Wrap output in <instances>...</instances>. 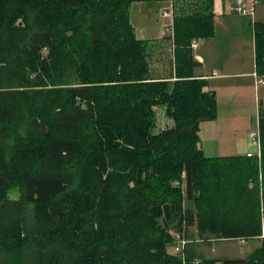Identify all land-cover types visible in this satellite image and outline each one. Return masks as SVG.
<instances>
[{"label":"trees","instance_id":"16d2710c","mask_svg":"<svg viewBox=\"0 0 264 264\" xmlns=\"http://www.w3.org/2000/svg\"><path fill=\"white\" fill-rule=\"evenodd\" d=\"M139 1L0 0V264H264V237L244 257L195 248L264 234L261 111L259 155L201 146L216 93L190 42L215 35L213 0H169V71L131 24ZM156 109L172 122L154 132Z\"/></svg>","mask_w":264,"mask_h":264},{"label":"rangeland","instance_id":"374dc122","mask_svg":"<svg viewBox=\"0 0 264 264\" xmlns=\"http://www.w3.org/2000/svg\"><path fill=\"white\" fill-rule=\"evenodd\" d=\"M150 1V0H149ZM229 7H230V2ZM259 3L257 9H264V4ZM165 3H160L159 7L150 9L144 15L140 5L130 7L129 13L132 19L134 30L137 37L146 39L148 35L142 30L143 26L140 22L144 23V26H159L161 21L168 23V19L162 14L160 10L161 6ZM262 6V8H261ZM256 9V19L258 10ZM149 19L142 21V17ZM248 20L246 16L237 14ZM165 17V18H161ZM169 28V26H167ZM169 30L165 29L161 39H157L154 45L157 46L154 55V64L157 69L168 70L169 60L172 58V46L170 41L167 39ZM254 73H252L254 77ZM256 76H258L256 74ZM259 77V76H258ZM264 80V78H263ZM212 82H218V94L216 93V104H217V117L205 126L204 138L201 129V141H205V144H211L214 135H220L222 142L247 143L249 141L248 134L250 131H258V114L259 111L262 113L264 119V83L255 85V77L253 78H230L226 80H214ZM256 87V88H255ZM161 110L156 109L157 112V127L153 129L154 132L166 128L171 125L170 120H166L161 115ZM250 150L254 151L255 146L249 143ZM233 147V146H232ZM227 155L230 153H226ZM246 154V153H245ZM214 157V156H213ZM220 157V156H219ZM17 190L13 189L9 195L12 198L17 196ZM190 230L195 232L194 228ZM264 237L262 234L258 238H251L248 240L244 239H222L217 240L210 238L209 240H200L196 237V250L206 257H244L248 253H251L256 248ZM172 247L168 250L172 251Z\"/></svg>","mask_w":264,"mask_h":264},{"label":"crops","instance_id":"0c3cea01","mask_svg":"<svg viewBox=\"0 0 264 264\" xmlns=\"http://www.w3.org/2000/svg\"><path fill=\"white\" fill-rule=\"evenodd\" d=\"M162 2L165 3L164 6L160 7V10L163 11L169 7V0L139 1L134 2L132 6L140 5L144 15L150 9L159 7ZM259 6L257 9L258 20L264 21V9L260 10ZM213 13L215 35L208 39H198L197 47L193 50V54L199 63L194 70L195 76L206 80V90H213L217 93L219 83L212 82L216 79H254L252 73L254 72L255 50L248 20L231 12L228 0H213ZM140 19L144 21L149 18L146 15ZM130 21L133 25L131 17ZM140 23L143 26L142 30L148 35L146 39H161L162 34H164L163 32L168 28L170 20L168 19V23L161 21L158 27L151 24L146 27L143 22ZM158 70L164 71L162 69ZM161 115L163 118L165 117L163 113ZM169 122L172 121L170 120ZM212 122V120H209L201 123L203 138L205 126ZM249 143H251L250 140L247 143H237L235 141L233 143L222 142L220 135H214L211 144H205V141H201V146L205 156L213 157L227 155L226 153H230L228 155H244L246 152H252Z\"/></svg>","mask_w":264,"mask_h":264},{"label":"built area","instance_id":"2783aa9c","mask_svg":"<svg viewBox=\"0 0 264 264\" xmlns=\"http://www.w3.org/2000/svg\"><path fill=\"white\" fill-rule=\"evenodd\" d=\"M169 7L162 13L166 18L170 20V23L168 24L169 28L172 27V17H173V11H172V3L169 1ZM230 2V11L242 16H246L250 22H253L256 20V9L257 5L260 3V0H228ZM167 28V29H169ZM197 47V40L191 39L190 42V48L192 50H195ZM255 77V85L263 84L264 80L262 77L256 76V73H254ZM249 140L251 144H253L256 148L252 152H246V156L251 155L253 153H256L259 155V145H260V134L259 131H250L248 134ZM178 238V237H177ZM185 242L184 240H181V244ZM180 244V242H179ZM179 248H181V245H177L174 247V251H177Z\"/></svg>","mask_w":264,"mask_h":264}]
</instances>
